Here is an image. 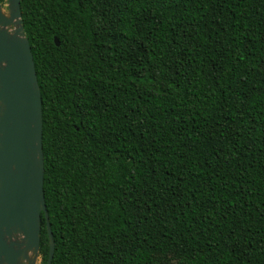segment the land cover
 <instances>
[{
	"label": "trees",
	"instance_id": "obj_1",
	"mask_svg": "<svg viewBox=\"0 0 264 264\" xmlns=\"http://www.w3.org/2000/svg\"><path fill=\"white\" fill-rule=\"evenodd\" d=\"M20 11L50 264H264V0ZM40 226L46 264L43 212Z\"/></svg>",
	"mask_w": 264,
	"mask_h": 264
},
{
	"label": "water",
	"instance_id": "obj_2",
	"mask_svg": "<svg viewBox=\"0 0 264 264\" xmlns=\"http://www.w3.org/2000/svg\"><path fill=\"white\" fill-rule=\"evenodd\" d=\"M54 43L59 44L57 37ZM42 108L20 0L0 2V264H39L43 212L51 263L54 240L43 195Z\"/></svg>",
	"mask_w": 264,
	"mask_h": 264
}]
</instances>
